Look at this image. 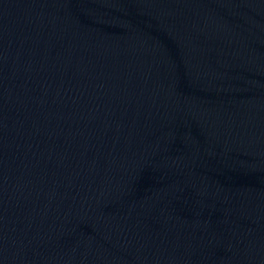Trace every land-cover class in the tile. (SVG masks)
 <instances>
[{"label":"water","instance_id":"1","mask_svg":"<svg viewBox=\"0 0 264 264\" xmlns=\"http://www.w3.org/2000/svg\"><path fill=\"white\" fill-rule=\"evenodd\" d=\"M0 264H264V0H0Z\"/></svg>","mask_w":264,"mask_h":264}]
</instances>
